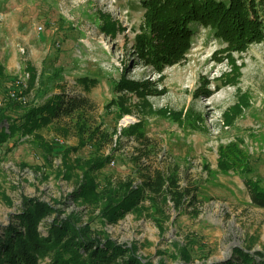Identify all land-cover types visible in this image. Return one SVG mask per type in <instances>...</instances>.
Instances as JSON below:
<instances>
[{
    "label": "rangeland",
    "instance_id": "rangeland-1",
    "mask_svg": "<svg viewBox=\"0 0 264 264\" xmlns=\"http://www.w3.org/2000/svg\"><path fill=\"white\" fill-rule=\"evenodd\" d=\"M145 1L0 0L6 94L26 105L36 101L45 57L59 47L67 62L78 60L57 81L65 83L66 93L92 99V126L100 124L109 134L115 129L111 143L108 136L98 145L64 118L31 133L14 132L1 142L0 233L26 199L36 198L61 210V216L77 212L92 231L135 247L152 264L217 263L236 246L264 251V207L251 202L238 167L219 166L220 148L234 152L239 147L241 162L250 168L247 176L264 186V39L227 49V41L212 29L191 23L178 58L146 63L134 38L146 30ZM255 7L264 21V4ZM48 67L47 73L55 68ZM87 72L95 80L90 92L76 78ZM21 76L25 87L15 82ZM122 77L145 81L147 88L141 93L120 89L116 84ZM21 106L4 113L19 115ZM9 123L2 122L5 130ZM136 123L148 139L145 144L133 131ZM96 160H103L92 171L98 188L128 177L138 183L141 166L173 171L191 193L177 210L169 199L158 206L145 200L141 212L108 223L93 205L69 196L82 169ZM38 228L45 234L42 223Z\"/></svg>",
    "mask_w": 264,
    "mask_h": 264
},
{
    "label": "trees",
    "instance_id": "trees-1",
    "mask_svg": "<svg viewBox=\"0 0 264 264\" xmlns=\"http://www.w3.org/2000/svg\"><path fill=\"white\" fill-rule=\"evenodd\" d=\"M258 4L264 2L146 0L144 13L146 30L134 36L135 47L146 63L155 62L162 65L171 62L178 58L177 52H182L186 46L187 34L191 33L188 27L191 23H197L205 25L212 29L214 34L223 37L228 43L227 49L241 50L249 40L264 39V21L259 17L255 7H258ZM45 58L47 65L43 64L35 87L40 97L27 105L6 94L8 86L2 85L9 77L3 73V67L0 65V143L14 132L31 133L42 124L64 118L74 120L81 131V136L89 132L88 137L98 145L104 143L109 136L108 140L111 143L115 129L109 134L108 131L101 129L100 124L92 126L96 121L93 114L89 113V109L93 107L92 99L88 95L66 93L65 83L57 81L64 68L71 67L78 58L67 62L63 49L55 46ZM48 63L55 67L51 73H47ZM76 78L77 83H82V88L90 92V85L95 82L90 74L87 72ZM116 85L120 89L140 93L147 88L145 81L140 83L123 77ZM53 87L61 89L59 92H51ZM16 105H22L21 114L12 116L4 113ZM4 120L10 121L7 130L2 126ZM139 126L140 124L136 123L132 128L138 132V138L145 144L148 139ZM219 150V166L238 167L237 170L245 174L244 183L251 202L264 207V186L258 179L247 176L250 168L247 162H241L243 158L240 157L242 156L240 148L234 147V152L230 151L229 147L227 149L222 147ZM135 158L138 160V156ZM102 162L103 160L92 161L89 166L82 169V178L69 196L93 205L92 207L98 209L99 216L108 223L117 222L128 212H141L145 200L158 206V202L169 199L177 210L191 193L189 189L179 185L173 171L141 166L136 169L140 180L138 183L134 184V177H128L126 180L109 182L98 188L92 171ZM25 202L26 206L0 233V264H42L46 258L47 261L43 264H152L139 256L135 247L117 243L106 235L92 231L89 223L82 224L81 217L75 211L61 216V210L36 198L26 199ZM157 210L162 213L161 208ZM52 213H54L52 218L45 220ZM40 223L45 227V234L38 228ZM248 248L236 246L227 259L206 264H264V251ZM184 258L188 259V256Z\"/></svg>",
    "mask_w": 264,
    "mask_h": 264
},
{
    "label": "built area",
    "instance_id": "built-area-1",
    "mask_svg": "<svg viewBox=\"0 0 264 264\" xmlns=\"http://www.w3.org/2000/svg\"><path fill=\"white\" fill-rule=\"evenodd\" d=\"M25 77L21 76L20 79L19 78H16L15 82L18 86H23L25 87L26 86V83L25 81L23 80ZM11 96H15V93H10Z\"/></svg>",
    "mask_w": 264,
    "mask_h": 264
}]
</instances>
